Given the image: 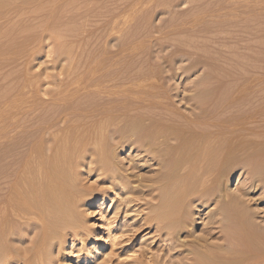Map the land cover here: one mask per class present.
I'll return each mask as SVG.
<instances>
[{
  "label": "rangeland",
  "instance_id": "obj_1",
  "mask_svg": "<svg viewBox=\"0 0 264 264\" xmlns=\"http://www.w3.org/2000/svg\"><path fill=\"white\" fill-rule=\"evenodd\" d=\"M133 32L135 36H131ZM126 38L132 40H128L133 43L128 44L130 47L126 45ZM122 44L125 51L121 49ZM84 62L89 67H84ZM75 65L82 67L75 68ZM125 69L131 73L144 70L146 77L152 78L147 80L150 87L166 85L170 90L163 100L170 102L169 112L180 119L189 117L198 108L210 109L221 104L225 110L251 100L262 103L264 0H12L0 9V107L18 105L15 108L18 113L13 117L19 119L13 120L20 136L30 117L23 104L37 103L41 108L46 105L45 115H58L57 106L66 104L67 100H54L51 95L64 87L61 81L65 76L84 75L87 83L84 80L68 83L72 88L76 84L79 88L82 82L85 84L81 86L96 82L90 80L93 72L117 70L123 75ZM223 95H230V99L221 101ZM20 97L27 100L30 97L31 102L23 100L24 103ZM261 106L264 109V102ZM20 113L24 119L27 116V121H22L24 124L19 121L23 119ZM35 113L31 115L33 119L38 116ZM128 114L122 111L114 115L119 122L122 116L121 120L133 118V111ZM263 116H259V122L249 120L235 126L238 150L226 164L233 171L224 180V187L237 198L245 191L241 198L249 204V213L255 217L260 233L264 232V185L259 181L253 184L252 179L264 170V127L258 126L264 122ZM18 122L23 124L21 128ZM78 122L74 124H84ZM118 122L115 120L109 126L104 141L98 143L96 136L95 140L86 139L85 158L69 174L80 191L73 198L77 205L72 210L74 214L71 212L75 217L72 224L79 227L64 228L63 235L45 246L35 260H14L10 264H190L192 255L171 238L154 215L160 210L157 202L161 198L151 191L159 184L149 187L146 179L153 176L156 166L148 167L151 162L137 144L111 133L114 130L132 133L127 130L131 127ZM212 131L220 133L221 129ZM73 144L79 146L78 142ZM100 144L106 147L105 155L112 158V173H107L99 162L96 147ZM215 203L185 204L189 234L181 236L180 241L204 239L207 245H218L215 246L218 251L227 248L228 243L223 245L224 237L214 229L213 221L210 222V219L216 220L212 216L217 208ZM31 233L30 237L34 236ZM239 248L244 250L242 244ZM255 253L260 255L258 251ZM254 261L253 257L243 258L240 264Z\"/></svg>",
  "mask_w": 264,
  "mask_h": 264
},
{
  "label": "bare ground",
  "instance_id": "obj_2",
  "mask_svg": "<svg viewBox=\"0 0 264 264\" xmlns=\"http://www.w3.org/2000/svg\"><path fill=\"white\" fill-rule=\"evenodd\" d=\"M10 1L12 0H0V9L6 7L7 2ZM185 14L182 16H186ZM133 34L131 36H135V32ZM126 40L130 41L128 38ZM132 40L135 42L136 37ZM127 41H125L126 45L130 47L128 44L133 43ZM123 46L124 44H122ZM121 49L125 51L124 47ZM96 58L94 57V59ZM94 59L92 61L96 62ZM100 62L98 63L100 64ZM143 63L142 67L145 66ZM132 65L133 69L134 65ZM87 66L89 67L85 63L84 67ZM77 67L82 66L78 65ZM131 67L129 68L131 69ZM129 68L126 69L129 70ZM135 68L137 69V67ZM128 70L125 71L126 73L123 72V75L116 72L117 70L112 73L103 70L101 73L94 74L93 72L90 75V80L94 81L95 79L96 82L90 81L91 85L87 84L86 86L80 85L85 84L84 82L80 83L85 81L84 75H75L74 73V75L69 74L65 78L63 77L61 83L63 82L65 85L62 83L61 87L62 85L64 87L56 93L53 91L54 93L51 95L54 100H67L66 104L57 106L56 114L58 115L56 117L55 114L53 117V114L50 113L45 115L44 108L48 109V106L45 107L44 104L43 107V102L39 100L43 108L38 107L37 103L36 107L35 104H31L30 97H27L31 105L26 103L23 104L26 105V108H22L26 109L30 117L27 121V116L24 115L27 121L24 126L26 131L22 129L24 131L21 136L17 132L20 129L14 128L17 125L14 123L15 120L19 119L13 117V114L18 113L15 109L18 105H15L16 107L14 105L0 107V264H10L14 260L31 262L40 256L45 246L63 235L64 228L76 229L79 227L72 224L75 218L72 215V210L77 205L73 198L80 191L74 185L69 174L74 170V166L77 167V164L85 158L86 153L84 152L87 151L85 147L88 142L86 139L94 138L95 140L96 136L98 143L104 141L108 137L109 126L115 120L116 123L118 122V116L115 117L114 114L122 111L129 112L128 115L132 111L134 113L132 114L133 118L131 116L132 119L121 120L123 116L119 117L121 122L125 123L127 127H131L127 130L132 133L127 134L115 130L111 133L115 136L121 135V138L130 144H137L139 151L144 153L148 162H151L148 167L156 166L155 174L153 173L152 177L146 179L150 182L149 187L155 183L159 184L151 191L161 198L157 202L160 210L154 212V215L163 223L171 238L173 237L175 242L179 241L181 246L186 247V250L192 255L189 258L190 264H231V262L240 264L243 258L248 260L249 257L255 258V261L247 264H263L264 232L260 233L257 230L259 228L254 221L255 217L253 218L249 213V204L241 198L245 191H242L241 197L237 198L231 194L227 187H224V180L233 171L232 168H226V164L233 160L232 155L238 150L235 126L249 120H260L259 116L264 114V109L261 106L264 101L261 103L251 100V103H244L246 105H237L236 108L234 105L225 110L221 108V104H215L216 106H211L210 109L197 107L198 109L194 110L189 117L180 119L169 112L170 102L167 103V99L163 100L170 90L166 85L158 84L150 87L147 80L149 78L152 80V78H147L146 74L142 72L144 70L134 73ZM79 74L84 73L80 72ZM73 80L80 81L79 88H76L77 84L75 88L68 86V83ZM241 87L243 88V86ZM246 91L248 90L246 89ZM220 93L222 94V92ZM92 95L93 98H90ZM230 95L232 96V94ZM230 95L221 96V101L224 98L227 102ZM41 98L43 97L41 96ZM35 99L37 100L36 97ZM35 99L32 100L35 102ZM21 100L25 103L23 100L27 99ZM83 110L88 112L82 114ZM35 112H38V116L33 119L31 115L36 114ZM8 114L12 115V118L10 115L7 116ZM224 118L227 121H220ZM23 119L19 121L25 123V119ZM76 121L86 123V125L74 124V122L77 123ZM258 122L256 123L258 124ZM18 123L19 127L24 124ZM258 126L264 127V122L259 123ZM214 128L221 129V132H213ZM76 142L79 146H74L73 143ZM96 148L99 151V162L103 169L107 173H112V158L105 155V145L100 144ZM252 180L253 184L259 181L264 185V170ZM162 196H168V198L163 200ZM207 196L210 199H204ZM198 201L205 203L216 201L217 208L214 214L211 213L216 217V220L213 218L210 219V222L213 221L214 229L224 237L223 245L228 243L227 248L223 251H220L221 249L218 251L216 248L218 245L215 247L213 243L207 245L208 243L204 239L180 241L181 236L189 234L186 228L190 223L187 220L185 204ZM31 231L34 234L33 238L29 235ZM215 234L211 232V236H215ZM28 237H30V242L27 244ZM240 244L244 246V250L237 249ZM256 251L260 255H257Z\"/></svg>",
  "mask_w": 264,
  "mask_h": 264
}]
</instances>
